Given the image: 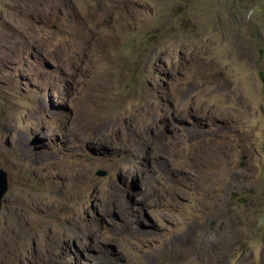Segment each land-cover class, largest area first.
Returning a JSON list of instances; mask_svg holds the SVG:
<instances>
[{
    "label": "rangeland",
    "instance_id": "rangeland-1",
    "mask_svg": "<svg viewBox=\"0 0 264 264\" xmlns=\"http://www.w3.org/2000/svg\"><path fill=\"white\" fill-rule=\"evenodd\" d=\"M0 169V264H264V0H0Z\"/></svg>",
    "mask_w": 264,
    "mask_h": 264
},
{
    "label": "water",
    "instance_id": "water-1",
    "mask_svg": "<svg viewBox=\"0 0 264 264\" xmlns=\"http://www.w3.org/2000/svg\"><path fill=\"white\" fill-rule=\"evenodd\" d=\"M101 176H105L106 173H100ZM8 190V181H7V174L2 169H0V209L2 206V199L7 193Z\"/></svg>",
    "mask_w": 264,
    "mask_h": 264
},
{
    "label": "bare ground",
    "instance_id": "bare-ground-1",
    "mask_svg": "<svg viewBox=\"0 0 264 264\" xmlns=\"http://www.w3.org/2000/svg\"><path fill=\"white\" fill-rule=\"evenodd\" d=\"M57 171V170H56ZM75 173V172H74ZM73 176V175H72ZM40 199V198H39ZM38 202V201H37ZM52 209V208H51ZM49 211V210H48ZM27 219V218H26ZM56 220H58V219H56ZM26 222V221H25ZM26 224V223H25Z\"/></svg>",
    "mask_w": 264,
    "mask_h": 264
}]
</instances>
